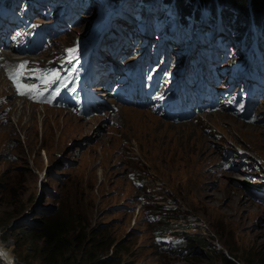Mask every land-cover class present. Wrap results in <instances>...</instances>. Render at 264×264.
I'll return each mask as SVG.
<instances>
[{"label":"rangeland","instance_id":"obj_1","mask_svg":"<svg viewBox=\"0 0 264 264\" xmlns=\"http://www.w3.org/2000/svg\"><path fill=\"white\" fill-rule=\"evenodd\" d=\"M90 3L80 26L33 46L21 62L27 60L28 68L36 70L63 60L68 49L84 47L103 9L101 0ZM169 10L174 13V7ZM141 15L147 18L148 10ZM53 21L38 13L32 23L14 24L7 39H12L16 29L33 38L35 25L48 26ZM133 27L129 24L126 29ZM172 30L170 27L162 40ZM132 35L144 42L154 39L141 34L139 27ZM174 45L168 61L177 78L185 68L187 53L183 44ZM98 51L104 53L103 63L118 71L82 84L89 90L94 86L102 96H106L102 88L106 86L95 82L110 80L111 85L127 63L143 64L147 58L143 50L130 52L126 58ZM1 52L16 57L5 71L3 65L0 68V235L11 241L7 247L12 248L13 257L17 255L23 264H45L31 251L33 245L29 246L23 225L30 222L37 229L48 218L67 219L78 213L84 221L82 227L89 226L91 248L96 243L103 247L96 250L100 256L115 242L125 246L118 253L122 264H223L222 255L236 257L243 264L264 259V197L254 192L255 187H264V97L256 110L254 103L248 105L246 114H241L232 100L222 99L225 103L184 122L169 121L153 110L132 105L86 117L49 106L55 110L47 109L42 124L38 115L29 118L28 114L43 105L33 107L29 101L15 105L20 97L4 75L23 54L15 47ZM2 53L0 60L5 59ZM161 68L151 75H159ZM141 79L134 75L131 80ZM169 81L173 83L175 78L163 82ZM223 81L227 82L226 77ZM235 82L239 84V80ZM135 108L144 113L133 117L131 112H123L128 115L124 119L121 110ZM234 145L249 158L237 154L227 167L225 157ZM245 161L247 170L238 165ZM160 204L167 206V215L176 223L173 230H164L167 222L153 215ZM179 232H186L188 256L166 239L180 238ZM192 234L203 237V245H194ZM108 251V256H114L112 249Z\"/></svg>","mask_w":264,"mask_h":264},{"label":"trees","instance_id":"obj_2","mask_svg":"<svg viewBox=\"0 0 264 264\" xmlns=\"http://www.w3.org/2000/svg\"><path fill=\"white\" fill-rule=\"evenodd\" d=\"M123 1L104 0V6L112 10L123 3L132 11L143 10L148 7L150 1L153 2L154 0ZM197 3L204 4L205 7L207 6L210 9L211 14L208 23L216 25L218 18H220L225 23L226 30L238 45L234 50L230 49L225 58V60L236 61L231 66V72L238 68L246 67L245 58L241 57L240 50L243 52L248 50L253 44V40L256 41L259 49L264 53V0H160V3H154L150 9L156 25L162 26L167 21L171 23L178 21L180 24L177 27L178 30L189 32L192 28L191 22L194 21L193 24L199 25V19L202 16L203 6H198ZM171 6L177 10V16H171L168 12V8ZM76 7V11L72 12V14L83 9L80 4L76 5ZM211 50L213 49L207 46L204 48V53L211 52ZM252 61L257 64V67L264 64L263 61L258 60L255 56ZM254 70H256V67ZM166 207V205L160 204L159 208L155 209L157 211L155 212L154 210L153 215H158L162 217V221L167 222L163 226L164 230H173L176 223L172 222V217L167 215L168 208L166 209ZM39 211L43 212L44 215L48 214L47 210L44 211L40 208ZM76 214L78 213L70 214L67 219L64 217L48 218L44 221L45 224H38L37 229L30 222L26 223L25 226L23 225L22 230L26 232L29 246L33 245L31 251L38 255L45 264H72L73 261H76L74 264H122L123 260L118 253L125 246L115 242L110 247L105 248L106 255L100 256L99 253H96V250L100 251L103 247L96 243L91 248L89 226L82 227V222L84 221ZM77 222L79 223L77 224ZM179 233L186 234V232ZM191 238L195 241L194 245H203L204 243L201 239L203 237L199 235L192 234ZM1 240L6 246L11 244L9 238L2 235ZM108 249H112L115 252L114 256H112L113 254L108 256ZM179 251H183L188 256L186 246ZM190 254H193V251ZM16 256L14 257L16 264H23ZM103 256L107 257L103 258ZM235 258L229 255H222V262L223 264H243ZM0 264H3L2 260H0ZM257 264H264V259Z\"/></svg>","mask_w":264,"mask_h":264},{"label":"bare ground","instance_id":"obj_3","mask_svg":"<svg viewBox=\"0 0 264 264\" xmlns=\"http://www.w3.org/2000/svg\"><path fill=\"white\" fill-rule=\"evenodd\" d=\"M134 11V10H133ZM6 47L9 49V50H11L12 49V47L10 46V43H7V45H6ZM15 51H19V49H17V48H15ZM2 54H4L5 55V59L3 58V60H0V63L1 62H3V61H5L3 64H1L0 65V68H1V66L3 65V69H4V71H5V68L7 67V66H11L12 65V63L16 60V57H15V55H14V57H12L11 56V54H5V53H2ZM23 55H20V56H18V60L16 61V63H14V65L15 64H18V63H21V60L23 59V58H27L25 55H24V57H22ZM4 57V56H3ZM22 57V58H21ZM18 62V63H17ZM9 69H11L10 67L7 69V70H9ZM1 70V69H0ZM3 75V74H2ZM0 78H1V75H0ZM1 81V80H0ZM3 86V85H2ZM18 97H20V98H18V99H16V103H15V105L16 104H18V105H20V106H22L21 104H22V102L23 101H26V100H24L23 98H21L22 96L20 95V94H18V92L17 91H15L14 92ZM23 99V100H22ZM28 102V101H27ZM220 103H222L223 104V102H222V100H220ZM225 103V102H224ZM29 104L31 105V106H33V107H35V106H38L36 103L35 104H33V103H30L29 102ZM29 104H27L28 105V107L30 106ZM135 107V106H134ZM138 108V107H137ZM24 108H21L19 111H18V113L19 114H21V111L23 110ZM47 109H50V110H52V109H54V108H50L48 105H43V106H39V108H35V112L33 111H30V113L28 114V116H29V118H35L37 115H38V117H39V120H40V122L43 124V122H44V118L46 117V115L49 113L48 111H47ZM60 108H58V112H61V109L59 110ZM55 110V109H54ZM53 110V111H54ZM63 110V109H62ZM119 112V111H118ZM125 113V112H131V115L133 116V117H137L138 115H141L142 113H144L143 112V110H141V109H131V110H129V109H122L121 110V113ZM24 113V112H23ZM70 113V112H69ZM123 113V114H124ZM66 114V113H65ZM96 116H98V117H100V115H96ZM215 116V115H214ZM115 117H117V114H115L112 118H115ZM128 117V115H125L124 114V119H126ZM21 118H19L18 117V120H20ZM159 120H161V119H159ZM193 121V120H192ZM158 123V122H157ZM161 123V122H160ZM175 123V122H174ZM222 123H224V122H222ZM237 123V122H236ZM47 125H48V123H46ZM173 123H171V125H172ZM235 124V123H234ZM233 124V125H234ZM176 125V124H175ZM181 125V124H180ZM78 127H81V124H79V125H77ZM193 126V125H192ZM248 126H249V124H248ZM260 127V126H259ZM176 128V127H175ZM192 132V131H191ZM188 143V142H187ZM186 144V143H185ZM192 144V143H191ZM230 144V143H229ZM228 144V145H229ZM183 145H184V143H183ZM209 146V145H208ZM128 147V146H127ZM188 147V146H187ZM207 147V146H206ZM177 148H178V146H177ZM195 148V147H194ZM186 149V148H185ZM146 154V153H145ZM203 154V153H202ZM47 155V154H46ZM47 157V156H46ZM213 160V159H212ZM216 161V160H215ZM222 170V169H221ZM216 171V170H215ZM213 174V173H212ZM215 174V173H214ZM217 174V173H216ZM12 249V248H11ZM11 249L10 248H8L5 244H3V242L0 240V252H2L3 253V255H0V257H2V259L4 260V262L6 263V264H16V261H15V259H14V257H13V250L11 251Z\"/></svg>","mask_w":264,"mask_h":264},{"label":"snow or ice","instance_id":"obj_4","mask_svg":"<svg viewBox=\"0 0 264 264\" xmlns=\"http://www.w3.org/2000/svg\"><path fill=\"white\" fill-rule=\"evenodd\" d=\"M69 53H76L77 49H68ZM28 62H21L16 68L11 72V78L13 79L14 85L17 88L18 94L28 95L32 98L42 97L44 95V89L39 88L36 84H25L22 82V78L32 72H35V69H29L27 67ZM43 83L51 84L56 80L61 79L60 72L58 70H48L41 77ZM0 255H3L0 252Z\"/></svg>","mask_w":264,"mask_h":264},{"label":"clouds","instance_id":"obj_5","mask_svg":"<svg viewBox=\"0 0 264 264\" xmlns=\"http://www.w3.org/2000/svg\"><path fill=\"white\" fill-rule=\"evenodd\" d=\"M59 177H60V175H59ZM59 177H57V178H59ZM44 188V187H43ZM261 198H263L264 197V187H262L260 190H258V193H257ZM0 240H1V235H0ZM2 242H3V240H1ZM3 244H5L4 242H3ZM6 245V244H5ZM1 260V259H0ZM4 264V263H3Z\"/></svg>","mask_w":264,"mask_h":264},{"label":"built area","instance_id":"obj_6","mask_svg":"<svg viewBox=\"0 0 264 264\" xmlns=\"http://www.w3.org/2000/svg\"><path fill=\"white\" fill-rule=\"evenodd\" d=\"M255 187L254 192L257 194L258 193V189ZM260 197V196H259Z\"/></svg>","mask_w":264,"mask_h":264}]
</instances>
